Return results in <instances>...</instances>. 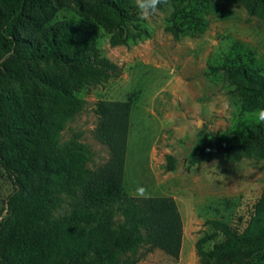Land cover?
Returning <instances> with one entry per match:
<instances>
[{
  "label": "trees",
  "instance_id": "1",
  "mask_svg": "<svg viewBox=\"0 0 264 264\" xmlns=\"http://www.w3.org/2000/svg\"><path fill=\"white\" fill-rule=\"evenodd\" d=\"M200 1L173 0L166 30L176 36L202 29ZM229 1L240 2L264 23V0ZM68 3L110 32L112 45L148 36L127 28L138 22L132 0H0V170L13 185L0 212V264H136L155 249L177 258L183 227L175 199L123 190L130 100L96 102L92 135L109 153L97 168L88 167L79 133L61 140L83 109L79 88L114 67L99 55L90 30L53 18ZM249 59L235 54L222 67L242 111L264 107V72ZM243 157H264V123L216 135L185 164ZM166 159L173 169L176 159ZM62 197L67 208L54 215ZM213 223L223 238L210 247L211 234L197 239L198 264H245L264 247V200L253 204L243 227Z\"/></svg>",
  "mask_w": 264,
  "mask_h": 264
},
{
  "label": "rangeland",
  "instance_id": "2",
  "mask_svg": "<svg viewBox=\"0 0 264 264\" xmlns=\"http://www.w3.org/2000/svg\"><path fill=\"white\" fill-rule=\"evenodd\" d=\"M200 2L196 8L204 27L184 29L175 36L165 28L170 24L173 0H160L148 17L138 14L132 0L138 22L127 28L134 34L144 30L148 36L142 33L140 38L116 45L110 43V32L93 18L81 16L74 4L56 8L53 15L90 30L99 55L114 66L98 81L79 88L83 109L67 123L61 140L79 133V141L88 148V167L97 168L109 153L92 135L96 102L129 99L123 190L137 196V189L143 187L145 196H172L179 209L183 227L179 256L172 258L155 249L136 264H198L197 239L211 234L206 244L210 247L223 238L214 220L243 227L253 204L264 200V157L185 164V158L216 135L257 122L251 115L255 109L242 111L235 85L226 80L222 67L227 58L246 54L252 66L264 72L263 21L248 15L238 1ZM167 155L176 159L173 169L167 167ZM12 187L0 170L1 214ZM66 208L67 199L62 197L53 214L60 215ZM245 264H264V247L247 256Z\"/></svg>",
  "mask_w": 264,
  "mask_h": 264
},
{
  "label": "clouds",
  "instance_id": "3",
  "mask_svg": "<svg viewBox=\"0 0 264 264\" xmlns=\"http://www.w3.org/2000/svg\"><path fill=\"white\" fill-rule=\"evenodd\" d=\"M135 7L141 17H148L157 10L160 0H134ZM227 107V104H226ZM252 117L261 123H264V107H258L251 113ZM137 196L144 197L145 189L140 187L136 191Z\"/></svg>",
  "mask_w": 264,
  "mask_h": 264
}]
</instances>
